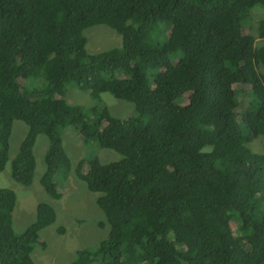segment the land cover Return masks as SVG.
<instances>
[{
  "label": "trees",
  "instance_id": "1",
  "mask_svg": "<svg viewBox=\"0 0 264 264\" xmlns=\"http://www.w3.org/2000/svg\"><path fill=\"white\" fill-rule=\"evenodd\" d=\"M254 9L264 0H0V171L16 119L27 130L10 176L31 184L33 146L46 135L39 182L52 198L57 172L72 169L64 127L119 153L75 165L109 232L69 264H264V154L248 146L264 136V15L254 22ZM96 24L120 45L89 51L84 30ZM71 87L95 105L68 102ZM104 92L131 111L113 115L99 104ZM15 205L1 187L0 264H36L55 208L38 202L16 232Z\"/></svg>",
  "mask_w": 264,
  "mask_h": 264
},
{
  "label": "rangeland",
  "instance_id": "2",
  "mask_svg": "<svg viewBox=\"0 0 264 264\" xmlns=\"http://www.w3.org/2000/svg\"><path fill=\"white\" fill-rule=\"evenodd\" d=\"M263 10L254 9L252 11L254 22L256 18L264 15ZM162 23L164 31H168L169 22ZM250 32L256 37V28H252ZM84 34L89 51H100L121 43V36L106 24L89 26L85 28ZM256 42L259 44L260 40L256 39ZM232 87L235 89L237 99L243 102L247 88L237 83ZM65 98L74 104L95 105V100L87 91L75 87L66 91ZM186 98L187 93L184 94V100ZM99 104L105 105L113 115L120 117L128 114L132 108V103L128 100L118 99L108 92L100 94ZM241 129L244 130V127L242 126ZM26 130L27 126L24 122L14 120L9 137V159L4 169L0 171V188H10L16 195L12 217L13 228L16 232H20L34 218L38 202H48L55 208V221L39 231V239L44 242V246H36L32 255L36 264H69L78 249L95 247L109 232V224L106 222L104 212L96 202L97 194L86 188L84 181L74 171L75 165L79 159L93 156H96L100 162H107L118 158L119 153L112 149L89 147L82 142L76 129L71 126L64 127L62 130L63 145L70 158L72 169L64 179L60 178L62 171L57 172L56 181L59 184L58 189L61 196L52 198L39 182L44 170L43 153L48 141L46 135L39 134L33 146L35 171L31 184L22 185L10 176V160L17 152ZM248 146L253 152L264 154V136L251 139ZM230 226L235 229L234 222H230Z\"/></svg>",
  "mask_w": 264,
  "mask_h": 264
},
{
  "label": "clouds",
  "instance_id": "3",
  "mask_svg": "<svg viewBox=\"0 0 264 264\" xmlns=\"http://www.w3.org/2000/svg\"><path fill=\"white\" fill-rule=\"evenodd\" d=\"M80 138H81V137H80ZM80 249H82V248H80ZM78 250H79V249H78ZM78 250H77V251H78ZM77 251H76V253H77ZM76 253H75V255H76ZM95 263L98 264L97 262H95Z\"/></svg>",
  "mask_w": 264,
  "mask_h": 264
}]
</instances>
